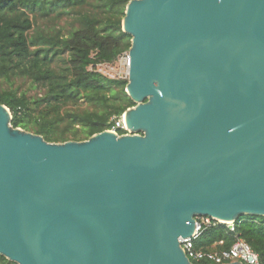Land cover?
<instances>
[{
    "label": "water",
    "instance_id": "95a60500",
    "mask_svg": "<svg viewBox=\"0 0 264 264\" xmlns=\"http://www.w3.org/2000/svg\"><path fill=\"white\" fill-rule=\"evenodd\" d=\"M122 30L130 134L50 143L0 105L10 262L194 264L197 219L264 217V0H131Z\"/></svg>",
    "mask_w": 264,
    "mask_h": 264
},
{
    "label": "trees",
    "instance_id": "16d2710c",
    "mask_svg": "<svg viewBox=\"0 0 264 264\" xmlns=\"http://www.w3.org/2000/svg\"><path fill=\"white\" fill-rule=\"evenodd\" d=\"M130 1L0 0V105L10 109L14 128L50 143L83 142L136 106L126 93L128 79L98 72L131 49L122 30ZM234 227L204 228L195 249L220 253L240 238L264 264V217L245 215ZM0 264L16 263L0 255Z\"/></svg>",
    "mask_w": 264,
    "mask_h": 264
},
{
    "label": "built area",
    "instance_id": "2783aa9c",
    "mask_svg": "<svg viewBox=\"0 0 264 264\" xmlns=\"http://www.w3.org/2000/svg\"><path fill=\"white\" fill-rule=\"evenodd\" d=\"M118 61L121 63L123 74L116 75L113 71V66L110 65L99 66L98 72L111 79H128L130 69L129 53L123 54ZM103 69H108V72L105 73ZM108 131L115 133L117 132L119 136L130 134L124 121V115L115 120L113 127ZM218 223L225 224L210 217L199 218L197 219L195 235L192 238L181 240V246L192 263L230 264L234 262H241L242 264H262L258 254L248 243L240 238H237L235 244L230 249L220 251V253L218 251L196 250L195 241L201 235L203 229L206 227L215 226ZM226 225L230 228L231 232L236 231L234 223H228ZM220 245H223V242Z\"/></svg>",
    "mask_w": 264,
    "mask_h": 264
},
{
    "label": "rangeland",
    "instance_id": "374dc122",
    "mask_svg": "<svg viewBox=\"0 0 264 264\" xmlns=\"http://www.w3.org/2000/svg\"><path fill=\"white\" fill-rule=\"evenodd\" d=\"M100 68H101V67H100ZM103 71H104L105 73H107V72H108V69H103ZM113 71H114V73H115L116 75H121V74H123V73H122V72H123V70H122V66H121V63H120L119 61H117L116 64L113 65ZM113 71H112V72H113ZM103 75H104V74H103ZM17 86H21L23 90H29V92H28L29 96H33V95H35L36 92H37L35 89H32V88H31L30 83H21V82H18V83H17ZM4 87L6 88V87H8V86H7V85H4Z\"/></svg>",
    "mask_w": 264,
    "mask_h": 264
}]
</instances>
